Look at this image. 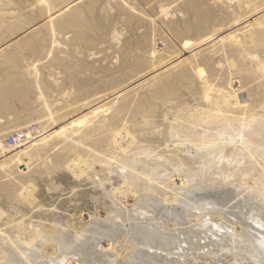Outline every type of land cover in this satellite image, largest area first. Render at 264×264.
<instances>
[{"label":"rangeland","instance_id":"obj_1","mask_svg":"<svg viewBox=\"0 0 264 264\" xmlns=\"http://www.w3.org/2000/svg\"><path fill=\"white\" fill-rule=\"evenodd\" d=\"M153 1L172 14L177 10L173 25L185 27L181 41L170 45L157 9L133 0L159 25L154 23L146 46L137 43L139 33L124 22L125 15L109 6L110 30L123 29L117 47L121 52L109 37L96 35L94 44L67 61L66 72L42 70V61L38 65L31 57L30 67L38 68V78L29 77L38 80L29 91L33 108L19 123L13 113L0 117V127L7 121L11 125L0 135V142L6 141L0 149V187L6 185L13 194L0 191V264H48L60 261L62 253L77 254L79 264H91L101 247L112 253L107 257L125 261L141 254L133 264H264V78L259 79L264 0L241 10L239 0H220L230 6L231 16L224 15L221 5L204 2L203 10L215 19L201 32L180 0L173 5L176 10L168 0ZM15 3L0 0L2 14L8 11L6 22L27 14ZM27 4L28 10L38 5L36 0ZM185 40L190 45L183 49ZM205 50L215 54L208 56ZM120 53L133 63L122 76L114 73L110 61L120 59ZM163 64L171 69L167 75L160 74ZM179 72L186 73L181 83ZM157 91L161 98L156 101L151 95ZM143 99L146 104L132 114ZM214 99L221 100L220 108ZM234 100L253 109L241 110ZM14 108L19 111L20 105ZM218 117L226 121L224 128L211 123ZM222 134L225 141L215 144L224 143L228 163L209 164L197 145ZM247 140L250 145L244 144ZM19 159L29 163L28 171H21ZM50 225L57 227V234L33 240V229Z\"/></svg>","mask_w":264,"mask_h":264},{"label":"bare ground","instance_id":"obj_2","mask_svg":"<svg viewBox=\"0 0 264 264\" xmlns=\"http://www.w3.org/2000/svg\"><path fill=\"white\" fill-rule=\"evenodd\" d=\"M14 1L16 2L15 4H18L20 6L19 8L25 9L27 11V14H24V15H21V16H17L16 18L14 17V18L8 19V21L6 22V19H5V17L3 15H5L7 10L4 12V14H2V12L4 11L3 10L4 8L0 7V117H4L6 114L13 113L14 116H15L16 123H19L17 121H22L23 115L27 111H30V105H31L32 101H31V99L29 97V91L35 85H37L36 84V80H37L36 79V77H37L36 76V72L37 71H35L36 68L34 69V68L30 67V63H31L30 61H32V58H31L32 56H33V58L34 57L37 58V61H36L37 63L39 61H42V63H41V69L42 70L54 67V68H58V69H61V70L66 72V68L68 66L67 61L73 55H75L76 53H78L80 51H84V49H82V48H84L85 46L94 44V39H95L96 35H103V36L109 37L110 41L112 42L114 47L117 48L119 46L121 48L120 45L123 42V40H122L123 39L122 38L123 29L121 27H118L117 29H115V27H114V30H110L109 25H108V23H109L108 21H109V19H110L109 17H111L112 13H111V8L109 6H112V8L116 9L119 13L125 15L124 22L127 25H129L131 27V29L135 33H139V37H138V40H137L138 42L137 43H140V44H143V45L146 46L149 43L150 32L154 31V23L155 22H153V20H155V19L154 18L152 19V17H154V15L151 17L150 16L151 14H145L144 11L142 12L140 10V8H139L140 4H139V7L137 8L136 4H135V2H133V0H105L104 3H107V4H106V6H104L102 8H99V2H101L102 0L101 1L100 0H36L38 5H36V7L33 10H32L31 7H30L31 9L28 10L29 6H28L27 3L29 1H31V0H14ZM168 1L170 2V4H172V6L175 5V7H176V3H178V0H168ZM180 1H181V4L184 6V8L187 10V13L189 14V16H191L196 21L197 29H198L199 32L203 31V29H204V27L206 26L207 23H209L210 21L215 19V16L213 14L203 10L204 2L206 4H209V5L213 6V7H218L219 5H221L220 7H222L224 15H226V16H231V14H232L230 6L228 4L223 5L220 0H180ZM253 1L254 0H239V2L237 4V8L240 9L245 4L252 5ZM142 2H143V4L145 6H147L149 8H151V7L154 8L155 7V9H157V12H158V15H159V16L157 15L159 17V18L157 17V19L161 20L163 23H165L167 25L165 27H167V29H168V31H167V29H166V31L168 32V36L167 37H168V40H169V44L170 43L171 44L175 43L177 38H178L179 41H181L179 36L182 33V29H185V27L180 29L179 25L176 26V27L173 25V22L175 23L174 18L177 17V15H178L176 13L177 10L175 9V7L173 6L176 11H174L173 14H172V12L170 13L169 8H167V7H165V6L161 5V4H159V6L157 5V7H156L155 6L156 2H154L153 0H142ZM229 4L231 5V3H229ZM247 5H245V6H247ZM141 7H143V6H141ZM256 7L258 8V6L254 3L253 4V8H256ZM144 9H145V7H144ZM250 9H251V7H250ZM25 10H23V11H25ZM9 12L12 14L13 11L12 12L9 11ZM12 15H14V14H12ZM232 18H234V17H232ZM157 19H156V22H157ZM159 23H161V22H159ZM176 23H178V22H176ZM133 24H135L134 27H133ZM157 24L155 23V26ZM253 25H256V24H253ZM158 26L159 25H157L156 27H158ZM162 26H164V25H162ZM162 26H160V28H159L160 30L163 28ZM259 28H261V27H259ZM132 30H130V31H132ZM261 32H263V31H261ZM155 33H158V32H155ZM259 34H261V33L259 32ZM156 36H158V35H156ZM261 36L262 35H260V37ZM153 38H154V36H153ZM163 39H165V38H163ZM168 40H166V41H168ZM261 40L263 41L264 39H261ZM128 42H130V40ZM63 44H67L66 45L67 47L63 46ZM140 44H138V45H140ZM189 45H190V41H188V40H185L184 42H182V48L183 49L187 48ZM153 46H155V45L153 44ZM72 47H76V48H72ZM78 47H80V48H78ZM211 47H213V46H211ZM157 48L155 47V49H157ZM214 48H216V47H214ZM117 49H118V51H120L119 48H117ZM149 50H150V48H149ZM132 51H134V50H132ZM136 51H138V50H136ZM142 51H144V50H142ZM206 51L207 50H205V52ZM148 52L146 51L145 55ZM156 52H154V53H156ZM211 52H213V51L212 50L211 51H207L206 55L209 56V54ZM137 53H139V51ZM213 53L215 54V52H213ZM120 54H121L120 56L123 55L122 53H120ZM140 55L138 57H136V58L140 57V59H141ZM125 56L126 55H123L122 57H120V59H117L119 56L118 57L116 56L117 57L116 58L117 61L121 60L120 64L116 63L117 61H114V60L110 59L112 65H113L114 73L116 75H118V76H122V75L128 73L127 69L129 68V66L132 63V62H130V65H129V60H128L129 58L127 59V57H125ZM135 56L136 55H134V57ZM86 57L87 58H92L93 60L96 59V56L93 55V54H88ZM156 57H158V56H156ZM156 57H154V59H156ZM133 58H131V59H133ZM146 58H148V57H145V59ZM34 59H33V61H34ZM145 59H143V60L145 61ZM148 59H150V58H148ZM163 59H165V58H163ZM138 60H134V61L136 62ZM151 60H152V58H151ZM131 61H133V60H131ZM140 61H138V62H140ZM138 62H136V63H138ZM145 63L147 64V62H145ZM38 65H40V64L38 63ZM143 65H145V64H143ZM133 66L134 65H132V67ZM137 67H139V65ZM147 67L151 68V66H147ZM54 68H52V69H54ZM219 68H218L217 72L220 71ZM135 69H136V67H135ZM179 69H181V68H179ZM191 69H189L190 70L189 72H191ZM57 70H53V72L54 71L56 72ZM144 70H146V69H144ZM147 70H152V69H147ZM157 70H155V71H157ZM159 71L161 72L160 73L161 75L162 74L165 75L167 72H169V71L171 72V69L168 68L166 64H163V65L160 66ZM144 72H146V71H143V73ZM149 72L150 71H148L146 73L147 76H148ZM136 74L138 75L139 73H136ZM136 74H135V76H136ZM52 75L54 76V74L51 73V76ZM259 75H260L259 79H260V77L264 78V67L262 68V71L260 72ZM31 76H36L35 80L34 79L33 80L29 79V77H31ZM151 76H149V78H152ZM163 76H162L163 79L160 77L162 80H166L165 78L168 77V76L167 77H163ZM185 76H186V73L184 74L183 72H179L178 76H177L178 77V83H181L182 79ZM236 76L240 77L238 75H236ZM126 77H128V76H126ZM123 78H125V77H123ZM140 78H141V76H140ZM256 78H258V77H256ZM128 80H130V79H128ZM152 80H153V78H152ZM155 80H157V79L155 78ZM158 80H157V82H158ZM187 80L184 81V82H188ZM51 81H53V80H51ZM69 81L72 84L77 85L76 80L74 78H70ZM160 82H161V80H160ZM166 82H168V81H166ZM162 83H165V82H162ZM169 83L171 84V82H169ZM153 84H156V82L153 81ZM173 85H171V86H173ZM152 86H154V85H152ZM165 86H166V84H165ZM156 88H157V85H156ZM172 89H174V87ZM206 90H207V87H206ZM155 91H156V89H155ZM160 91H157L156 93L151 95V97L155 98V100L157 101L159 97L161 98ZM162 92H164V91H162ZM224 96H225V94H224ZM207 98H208V96H207ZM163 99H164V97H163ZM236 100H234V103H235L234 105H236L239 109L245 110V111H246V109H249V112H251L250 110L253 109L251 107V104H249L247 106H243V105L241 106V103H239L240 101L237 103ZM224 101H225V99H224ZM220 102H221V100L220 101H217V99L212 100V103L215 104V105H218ZM16 103H18L20 105V110L19 111L14 108ZM224 103L225 102H223V104ZM33 104H35V103H33ZM144 104H146L145 100L142 101V102L141 101L138 102L134 106V108L132 109L133 112L131 111V113L135 115L139 111L137 109L142 107ZM218 107L220 108L219 105H218ZM228 107H229V104H225V109H227ZM31 108H33V106ZM130 110H131V108H130ZM222 116L223 115H221V117ZM221 117L212 119L210 121H212L211 123H214V124L217 123V126L218 125H222V127H223V125H227V124L225 123L226 121L224 119H222ZM231 121H233V120H230L229 122H231ZM253 121H255V120L254 119L250 120L251 123ZM9 123H10V121H7L2 127H0V135L10 131L9 128H10L11 125ZM22 130H24V129H22ZM241 133L242 132H240V134ZM243 134H244V132H243ZM27 135H31V134H27ZM218 138L219 139H214V141H212V140H208V141H205V142L202 141L200 144L197 145V152L200 153V155L205 160L211 161L209 164H212V162L214 160H217L218 163H221V162L225 163L227 161V159L230 157L229 155H224V154H226L225 153L226 151L224 152V147H223L224 143L223 144H215L216 142H219V141L222 142L223 139H224V135L222 134ZM99 139L100 140H98V144L99 145H103V139L102 140H101V138H99ZM224 141H225V139H224ZM5 143H6V141L0 142V149H3V148L6 147ZM246 143H248V145H250L248 140L244 142V144H246ZM238 144H240V143H238ZM230 151H231V149H230ZM232 152H233V150H232ZM245 156H247V155H245ZM251 162H253V161L251 160ZM226 163H228V162H226ZM18 165L20 166L22 172H26L29 169V163L26 162V161H23L21 159L18 160ZM214 167H216V166H214ZM221 168L223 169V167H221ZM223 170H226V167ZM262 172H264V171H262ZM0 191L5 192L7 194V196H13V194L10 191L8 192V187L6 185H2L0 187ZM26 191H27V189H26ZM33 230H34V232H33L34 233L33 240H34L38 236L40 237L42 234H45L46 237L54 236L55 233L57 232V227H55V226L53 227V226L50 225V226L43 227V229L41 231L36 230V228L33 229ZM39 233H41V234H39ZM43 237H45V236L43 235ZM54 240H55V238H54ZM56 241H58V240H56ZM64 241H65V239H64ZM261 243H262V241H261ZM64 244H66V243H64ZM159 246L160 245H158V247ZM162 248H167V247L165 245H162ZM98 249H100L99 251L101 252V253L97 252V255H99V258L98 259L95 258V257L92 258L93 261H92L91 264H133L135 262V259L140 257V255H141L140 254L139 256H137V255L134 254L135 257L132 256L133 258L131 260H130V258L128 259L130 261H125L124 259L120 260L119 258L116 259V258H113V257L111 258L109 256L107 257L106 254L112 255V253L111 252L110 253L105 252V251H107V249L105 247H101V248H98ZM114 257H116L115 254H114ZM150 258H152V257H150ZM78 259H79V257H78ZM152 260L153 259H150V261H152ZM22 261H24V260H22ZM47 261H49V260H47ZM143 261H146V260H143ZM78 262L79 261L77 260V254H71L69 256H66V255H64L62 253L60 261H58L57 259H52V260H50V262H48V264H79ZM143 263H145V262H143ZM143 263H141V264H143ZM150 263H152V262H150ZM45 264H47V262Z\"/></svg>","mask_w":264,"mask_h":264},{"label":"built area","instance_id":"obj_3","mask_svg":"<svg viewBox=\"0 0 264 264\" xmlns=\"http://www.w3.org/2000/svg\"><path fill=\"white\" fill-rule=\"evenodd\" d=\"M22 138L25 139V138H27V136L26 135H23Z\"/></svg>","mask_w":264,"mask_h":264}]
</instances>
